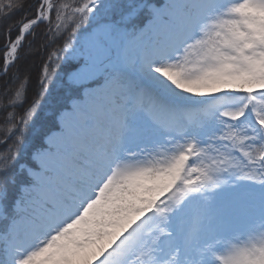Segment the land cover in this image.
I'll return each instance as SVG.
<instances>
[{"label":"snow or ice","instance_id":"6c2138e0","mask_svg":"<svg viewBox=\"0 0 264 264\" xmlns=\"http://www.w3.org/2000/svg\"><path fill=\"white\" fill-rule=\"evenodd\" d=\"M0 264H264V0H0Z\"/></svg>","mask_w":264,"mask_h":264}]
</instances>
